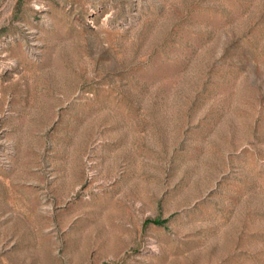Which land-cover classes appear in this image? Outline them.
<instances>
[{
  "label": "rangeland",
  "instance_id": "obj_1",
  "mask_svg": "<svg viewBox=\"0 0 264 264\" xmlns=\"http://www.w3.org/2000/svg\"><path fill=\"white\" fill-rule=\"evenodd\" d=\"M0 264H264V0H0Z\"/></svg>",
  "mask_w": 264,
  "mask_h": 264
}]
</instances>
